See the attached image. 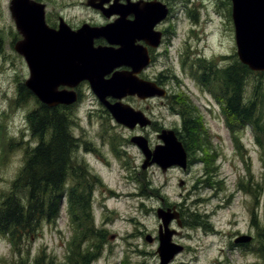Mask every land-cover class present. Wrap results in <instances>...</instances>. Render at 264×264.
<instances>
[{"label":"rangeland","instance_id":"obj_1","mask_svg":"<svg viewBox=\"0 0 264 264\" xmlns=\"http://www.w3.org/2000/svg\"><path fill=\"white\" fill-rule=\"evenodd\" d=\"M197 1L200 5L196 15L197 26L186 36L189 26L187 28L185 23L186 17L179 15L173 25L176 35L168 39L169 44L162 49L165 54L161 58V63L155 65L153 70H149L148 79L154 80L159 72H163L162 77L168 82L164 86L170 93L175 90L185 92L201 110L205 129L209 133L206 134L208 137L205 151L188 153L190 163L188 162L189 171L186 173L181 169L172 170L166 176L157 167H153L148 174H139L136 166H141L144 159L135 146L128 144L132 137L128 128L113 122L107 115L106 121L100 115H93V124L83 116L86 113L85 106L91 98L87 94L89 89L86 87L82 95V97L86 96L83 104L73 106L71 111L74 113L69 114L68 122L70 131H74L76 136L89 142L88 148L84 146L81 148L85 153L83 158L89 161L87 168L93 169L95 175L101 178L100 183L103 181L106 186L113 187L119 194L105 201L106 213H103L97 204L93 208H87V212L94 215L95 223L91 218H87L84 226L87 230V226H95L102 235L97 234L100 238L88 237L86 244L80 246L78 229L72 228L65 205H62L56 219L43 221L35 236L23 237L17 246L12 245L7 235L0 234V264H15L14 261L21 255L26 256L31 264H35L36 258L38 264H87V261H83L82 255L91 244L97 242L102 243L101 252L88 264H159L156 251L159 246V224L162 221L157 215V210L162 207V199L167 205L183 202L185 206H188V203L192 209L197 210L191 213L184 211L186 228L182 230L199 237V243L204 240L201 252H207L208 258L206 263L204 260L190 261L187 254L179 257V264L187 260L188 263L183 264H209L214 251L211 246L207 247L206 243L212 240V236L205 237L200 230L196 231L195 226L199 223L205 226L207 223L210 226L209 221L211 223L217 221L218 226L221 227L223 217L227 216L231 223L236 224L240 232L252 237L246 242L249 243L252 239L254 242V237H258L264 243V147L257 143L254 133L248 127L244 130L238 129L234 133L230 132L220 105L200 87L188 68L184 70L180 63L182 56L190 58L188 61L190 65H193L194 60L200 59L223 68L231 64L235 58L239 59L232 18V0H230V11L227 10L228 4L224 3L226 0ZM218 1L226 7L221 8L220 13L215 9ZM7 2L8 0H0V39L2 40L0 41V203L12 189L13 181L25 165L28 152L39 139L38 136L33 135L28 123V115L38 107L37 98L30 97L21 105L15 101L19 83H24L29 78V68L24 57L14 49L16 33L9 27L10 16L7 13L3 16L4 12H8ZM2 23L8 25V28L2 30ZM258 83L264 86V75L248 78L245 88L247 96L252 94ZM186 96L177 97V101L180 97ZM144 104L146 103L134 101V105L138 107H143ZM150 110L157 121L153 126L151 125V128H145L143 131L153 142L157 141L160 130L164 128L175 130L181 123L180 116L170 112L169 106H164L159 99L150 103ZM75 114L78 116L77 121L71 122ZM97 122H100L98 126L95 124ZM106 129L108 139L112 140L114 137L124 142L125 145L122 147L121 143L116 145L121 152L124 151L123 154L112 149L103 138ZM137 132L139 130L135 131ZM147 136L144 138L146 139ZM235 136L239 138L238 144L235 142ZM5 144L8 149L3 154ZM208 147L211 149L208 150ZM202 161L206 163L205 170ZM202 175L204 176L201 177ZM197 178L201 181L199 184L204 186L206 183H202V180L218 186L220 194L226 197V203L229 204L228 209L218 213L213 212L216 215L211 217V220L209 214L213 209L212 204L207 203L208 200L197 201L196 206L193 207L195 200L207 196L208 192L205 190L201 194L193 192L188 195ZM246 179L253 181L254 186H251V189L257 192H255L256 197L244 190L247 186ZM105 188L102 187L96 194L104 197L108 193ZM186 197H188L187 201H185ZM172 227L178 229L176 223H173ZM226 233L232 237L235 235L232 229L226 230ZM147 235L153 236L154 241H148ZM178 240L180 243L184 242L183 238ZM197 242L188 241L192 246ZM71 246L72 249H68ZM230 258L234 261L238 260L236 264L242 261L255 264L257 259L260 262L254 248L247 249L244 254L240 251L233 252Z\"/></svg>","mask_w":264,"mask_h":264},{"label":"flooded vegetation","instance_id":"obj_2","mask_svg":"<svg viewBox=\"0 0 264 264\" xmlns=\"http://www.w3.org/2000/svg\"><path fill=\"white\" fill-rule=\"evenodd\" d=\"M224 3L228 4L227 10L230 11V0H226ZM6 6L8 12H4L3 16H5L6 13L10 16L11 24L9 27L13 32L16 33L14 48L20 40L24 39V36L21 33L23 28L28 30H38L41 26L43 29L46 27L50 31L54 32L66 30L70 33H73L78 32L81 28L87 26L94 28L105 27L107 30L113 31L115 33L114 36H97L93 39V45L95 47H112L114 49H119L123 46V43L119 42L121 36L119 40L117 39L118 34L121 32L127 33L128 47L134 50L137 49V51L143 54L147 53L149 56L150 61L148 66L138 73V75L143 79H148L150 75L149 70H153L152 68L155 67V65L161 63V58H163L165 54L162 52V49L167 44H169L170 40L168 39H171L176 35L173 25L175 20L179 18V15L186 17L185 23L187 24V28L189 26L186 32V36H188L198 24L195 16L197 15L198 9L200 8L197 0H8ZM12 7L24 12L20 18L16 17ZM224 7L225 5L222 4L221 1H218L215 9L218 13H220L221 8ZM3 28H8V25L2 23L1 29L3 30ZM0 41L2 40L0 39ZM123 59L124 58H119L116 61L114 59V62L123 63L125 62ZM180 60V63L184 66V64H189L188 61H190V58L181 56ZM117 70L130 71L131 68L127 65H122L114 69V71ZM109 76H111V74L107 75V77ZM162 76L163 72H159L158 76L155 77L153 81L166 89V95L164 97L156 95L142 98L135 94L127 95L123 98V102L131 105V107H133L135 110L142 111L145 114L144 116L151 119V123L148 126H144L140 122L135 124L133 127L124 125L132 133V137L130 139L131 141H129L128 144L135 146L140 151L143 159L145 158V154L138 141L133 140V136L136 134L147 136L143 129L148 127L151 128V125L153 126L157 121V118L150 110L151 102H155L159 99L164 104V106H169L170 112H172L174 115L180 116V125L175 130L173 129L177 136L178 132H180L183 127L182 122L184 116L182 114V110L179 108L180 104L176 103L174 99V96L177 94L178 90H175L174 92L172 91V93H170L167 87L164 86V84H167L168 82L165 81L164 77ZM86 87L89 89L87 94H89L91 98L88 100L87 105L85 106L84 110H86V113L83 116L89 119V123L93 124V115H100L104 121H106L105 118L109 116L113 122L120 124L113 119L109 110L99 101L87 80L81 81L75 87H70L68 85L60 87L75 90L78 95V100L72 104H57L55 106L49 107L52 122L60 125L57 123V121H69V114L74 113L71 111L73 106L79 103L80 105L83 104L86 96L82 97V95L84 94V89ZM108 100L112 103L116 102V99L112 97H109ZM135 100L146 104H144L143 107L135 106ZM80 105H78V107ZM77 117L78 116L75 114V117H73L71 122L77 121ZM79 119L82 122L81 118ZM101 123L104 124V122ZM95 124L98 126L100 122ZM136 130H139V132L135 133ZM69 132L71 136L67 137L66 139L64 137H55L53 134L47 133V136L37 140L34 147H32V150L37 148L39 145L46 143L49 145V155L52 158L59 156L61 159L64 169L62 179L57 181V184L59 185L57 192L58 196H60L59 207L65 205V208L68 212V217L72 222V228L78 229L77 233L79 236V244L82 246L86 244L88 237L94 236L100 238L102 235L100 230H98L95 226L88 228V230L86 229V226H84L85 220L87 221V218H91L95 223L94 215L92 213H88L87 208H93L97 204L103 213H106L107 205L105 201L109 198L119 196V194H117V191L113 187L110 188L106 186L103 181L100 183L99 180L101 178L95 175L93 169L87 168V163H89V161L88 159L83 158L85 153L81 151V148L83 146L88 148L87 145L89 142H87V140L81 139L80 136H76L74 131H70V128ZM159 132L157 134L156 142H153L148 136L147 137L149 139L146 137L147 140L142 138L139 141L142 144H144L145 141L150 151H153L158 145L163 144V140L159 138ZM106 134L107 129L102 136L110 144L111 148L123 154L124 151L121 152L120 148L116 147V145H120L121 143L122 147V145H125L124 142H120V140H117L114 137L112 140H110L107 138ZM127 151L128 150L126 149V152ZM188 162L190 163V157ZM201 164L203 165L204 161H202ZM153 167H157L166 176L172 170L181 169L184 173L189 171V168L182 169L179 166H172L167 169H163L157 163H152L148 167L144 168L142 165H137L136 170L139 174H148ZM205 169L206 168L203 167V170ZM203 176L204 175L201 177ZM51 182L54 183V180ZM200 182L201 181L198 178L195 180V184L188 192V195L193 192L201 194V192L205 190L208 192L207 196H201L196 199L193 203V207L196 206L197 201L204 202V200H208L207 203H209V205L212 204L213 209L209 214V220H211V217L216 215L215 213H218L221 210L224 211L226 208L228 209L229 204L226 203V197L223 194H220L221 191L218 186L209 183L207 180H202V183H206L205 186L203 184H199ZM102 187H106L105 191L108 192L104 197L96 194L101 190ZM187 198L188 197H186L185 201H187ZM187 205L188 206H185L183 202L167 205L166 201L162 199L163 208H170L172 213H178V219L175 218L170 221L169 229L175 230L171 239L172 242L176 244L174 245V248H177L179 251L174 254L169 264H179V257L187 256V254H189V259H191L190 261L199 262L200 260H204L206 263L208 258L207 252H201L204 245L202 242L204 240L199 243V237H195L189 232L185 233L182 230L186 228V225L184 224V211L191 213L195 210L192 209L188 203ZM173 223H176L178 229L180 230L172 227ZM209 223L210 226L207 223L206 226L203 223H199L195 226L196 231L200 230L201 234H203L205 237L212 236V240H210L209 243H206V246H211V249L214 251L209 260V264H236L238 260L234 261L232 258H230L231 253L240 251L244 254L247 249L252 248L255 249V252L260 259V262L257 259V263L255 264H264V243L261 241L262 239L254 237L255 241L252 242V239V241L249 243L242 240L240 241L238 238H241L243 235H245V232H240V229H237L236 224L230 222L229 216L223 217L221 227L218 226L219 224L217 221L216 223H211V221H209ZM231 229L235 231V235L233 237L229 233H226V230L231 231ZM97 234H100V236ZM180 238L184 239L183 243L179 242L178 239ZM194 240L198 241L196 245L192 246V244L188 243V241L191 242ZM152 241H154L153 236L151 237L150 242ZM159 244L160 239L158 237V245ZM101 246L102 243L97 242L91 244V246H89L84 251V258L85 260L89 259L87 260L88 263L90 260H93L99 256L101 252ZM68 249H72V246ZM156 254H158L157 251ZM158 260L160 262L159 255ZM186 262L188 263V260ZM186 262L181 261L180 264ZM238 264L247 263L246 261H242Z\"/></svg>","mask_w":264,"mask_h":264},{"label":"water","instance_id":"obj_3","mask_svg":"<svg viewBox=\"0 0 264 264\" xmlns=\"http://www.w3.org/2000/svg\"><path fill=\"white\" fill-rule=\"evenodd\" d=\"M12 9L16 17L20 18L24 13L19 9ZM232 18L239 59L253 71H264V0H232ZM44 29L41 26L38 30L23 28L21 33L24 39L15 46V50L24 57L29 68V78L25 80L24 85L40 102L49 107L72 104L78 99L77 92L60 87H75L81 81L87 80L118 123L128 127H133L138 122L144 126L151 123L142 111L135 110L122 102V99L135 94L142 98L165 95L166 91L154 81L138 76L148 65L149 56L128 47L127 33L118 34L117 39L121 36L119 42H122L123 46L122 49H114L93 45V39L97 36H114L115 33L105 27L87 26L73 33L66 30L54 32L46 27ZM119 58H124L125 62H114V59L116 61ZM123 64L132 70L115 71L107 77L113 69ZM109 96L117 101H108ZM142 138L146 140L142 136H135L133 140L138 141L145 153L143 167L152 163L161 165L163 169L174 165L184 169L187 167V151L174 130H162L159 138L164 144L158 145L154 151H150L145 141L144 144L139 141ZM158 216L162 221L160 244L157 248L159 264H169L174 254L179 251L174 248L176 244L171 239L175 230L169 229L170 221L178 218V213L161 207L158 209ZM251 238L250 235H243L238 239L249 241ZM146 239L151 241V236L147 235Z\"/></svg>","mask_w":264,"mask_h":264},{"label":"trees","instance_id":"obj_4","mask_svg":"<svg viewBox=\"0 0 264 264\" xmlns=\"http://www.w3.org/2000/svg\"><path fill=\"white\" fill-rule=\"evenodd\" d=\"M192 76H200L202 85L213 92L221 104V110L226 118L230 132L244 130L251 126L258 144L264 147V86L257 84L250 96L245 93L248 78L254 75H264V72H254L238 58L223 68L215 63L197 60L190 66ZM16 102L23 104L30 97L36 96L24 85L19 83ZM186 93L178 90L174 96L176 103L184 116L183 127L178 132V138L188 153L205 151L208 131L201 110L192 102ZM38 107L28 115L29 127L33 135L43 138L47 133L55 137H70L69 122H52L49 106L38 99ZM242 132V131H241ZM238 144L239 138L235 136ZM212 147V146H211ZM208 147V150L211 149ZM3 145V154L7 151ZM64 166L59 156L49 155V145L43 143L28 152L25 165L13 181L12 189L2 198L0 203V234L7 235L13 246H17L23 237L36 235L43 221H51L60 213L57 189L58 180L62 179ZM264 178V177H263ZM245 179V178H244ZM54 180V183L51 181ZM246 192L255 197L257 192L251 189L252 180L246 179ZM256 192V193H255ZM259 199V196H258ZM256 224L258 225L259 223ZM87 228H90L87 226ZM264 229V228H263ZM83 261H87L82 255ZM15 264H31L28 258L21 255ZM35 264H38L36 258ZM86 264V263H84ZM88 264V261H87Z\"/></svg>","mask_w":264,"mask_h":264},{"label":"bare ground","instance_id":"obj_5","mask_svg":"<svg viewBox=\"0 0 264 264\" xmlns=\"http://www.w3.org/2000/svg\"><path fill=\"white\" fill-rule=\"evenodd\" d=\"M121 194V193H120Z\"/></svg>","mask_w":264,"mask_h":264}]
</instances>
